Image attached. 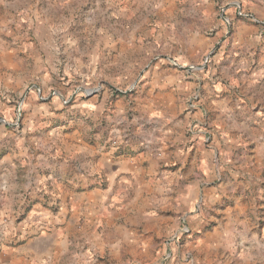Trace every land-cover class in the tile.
<instances>
[{
	"label": "crops",
	"instance_id": "0c3cea01",
	"mask_svg": "<svg viewBox=\"0 0 264 264\" xmlns=\"http://www.w3.org/2000/svg\"><path fill=\"white\" fill-rule=\"evenodd\" d=\"M259 30L254 22L238 21L232 38L216 36L220 48L208 71L210 81L206 75L194 77L200 84L204 82V114L202 110L194 114L186 110L185 97L195 83L186 81L168 63L172 55L182 57L180 49L163 55L167 59L157 61L145 72L137 116L131 121L116 119L111 112L102 115L94 106L87 126H80L72 135H47L42 151L34 146L40 144L35 137L25 138L26 150L16 154L17 165L28 158V166H33L35 175L27 190L34 191V204L27 217L5 227L0 236V264H76L80 240L74 233L80 215L78 201L91 207L90 215L97 226L106 212L105 229L109 231L110 223L116 221L114 228L126 243L137 241L152 223L167 218V225L176 227L168 243L187 235H177L184 223L194 234L193 241L187 243L191 249L187 254L192 255L190 264H264V41L258 37ZM212 46V38H204L199 45L202 49ZM254 58L256 68L251 65ZM212 78L215 82L211 84ZM202 115L212 123L211 150L196 145L183 155L180 148L186 143V126ZM52 117L49 115L48 121ZM103 117L104 127L100 123ZM110 129L120 133L122 142V136H132V143L122 147L123 154L116 155L98 144L109 136ZM89 131L100 134L92 139ZM212 153L221 161L218 174L212 168ZM85 159H89L94 173L107 176V189L76 194L74 189L81 183L73 176L54 182L46 177L57 173L56 168L64 175L73 174L79 169L78 161ZM176 163L181 166L165 169ZM50 184L67 192L60 197L62 210L46 217L47 209L39 200L51 190ZM40 191L45 192L38 194ZM122 214L127 218L123 219ZM95 232L101 236L103 230ZM101 244L96 242L94 246L99 245L102 251ZM175 252L169 264H189L177 256L182 252Z\"/></svg>",
	"mask_w": 264,
	"mask_h": 264
},
{
	"label": "rangeland",
	"instance_id": "374dc122",
	"mask_svg": "<svg viewBox=\"0 0 264 264\" xmlns=\"http://www.w3.org/2000/svg\"><path fill=\"white\" fill-rule=\"evenodd\" d=\"M238 21L258 24V37L264 41V0H0V236L6 226H14L25 218L34 204L31 200L34 191L27 190L35 175L33 166H28V158L17 165L16 154L26 150L25 138L35 137L40 144L34 146L42 151L47 135L54 137L62 132L72 135L80 126H87L94 106L102 115L111 112L116 119L131 121L137 116V98L145 72L157 61L167 59L166 54L180 49L182 57L172 55L168 63L186 81L195 83L193 91L185 97L186 110L192 114L202 110L204 114L201 108L204 82L200 84L194 77L206 75L210 81L212 75L208 71L220 48L216 36L232 38ZM204 38L214 39V46L200 48ZM258 49L262 53L261 47ZM251 65L257 67L255 58ZM212 80L211 84L215 82ZM195 95L199 96L200 106L191 110L190 99ZM49 115H53L51 121ZM104 120L103 117L100 121L103 127ZM201 121L207 123L209 141L197 131L199 126H194ZM192 126L195 133L191 132ZM89 132L92 139L99 133ZM109 132L98 144L106 151L123 154L122 147L133 140L132 136H122V142L120 133L112 129ZM185 135L186 143L180 148L183 155L196 145L210 149L212 123L202 115L187 124ZM78 162L79 169H74L73 174L64 175L56 168L58 172L53 176L46 174L47 179L59 181L64 176H73L81 183L74 189L76 194L108 188L107 176L94 173L89 159ZM211 164L218 174L221 161L214 153ZM179 166L176 163L165 169ZM50 185L48 193H38L45 194L39 202L47 209L46 217L62 210L60 197L67 192L63 187ZM78 208L80 215L74 230L80 237L76 264H169L176 257V249L182 252L177 254L180 259L192 262L187 243L193 241L194 234L168 243L176 227L167 225V218L152 223L137 241L126 243L114 228L116 221L110 223L109 231L105 229L106 212L102 224L97 226L90 215V206L84 207L78 201ZM158 208L162 209L160 205ZM122 218L127 216L122 214ZM95 230L100 233L103 230L102 235ZM104 233L109 237L104 238ZM100 241L102 251L99 245L94 246Z\"/></svg>",
	"mask_w": 264,
	"mask_h": 264
},
{
	"label": "built area",
	"instance_id": "2783aa9c",
	"mask_svg": "<svg viewBox=\"0 0 264 264\" xmlns=\"http://www.w3.org/2000/svg\"><path fill=\"white\" fill-rule=\"evenodd\" d=\"M198 97H199L198 95H195L194 97H192L190 99L189 109L193 110L196 107L200 106L199 105V98ZM194 124H195L194 126L196 128L199 126V129L197 131L200 132V133H202L204 136H206V140L209 141V138H210V136H208V132L209 131H208V128H206L207 123L204 122V121H201V122H197V123L195 122ZM195 127L192 126V128H190L192 133H195L196 132ZM182 233H184V234L191 233L189 226L187 224H185V223H184V225L181 226V229L178 230V234L177 235H180ZM176 238H177V236L175 237V239Z\"/></svg>",
	"mask_w": 264,
	"mask_h": 264
}]
</instances>
